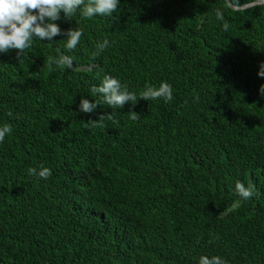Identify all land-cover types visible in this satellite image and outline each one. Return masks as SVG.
Wrapping results in <instances>:
<instances>
[{"label":"trees","instance_id":"trees-1","mask_svg":"<svg viewBox=\"0 0 264 264\" xmlns=\"http://www.w3.org/2000/svg\"><path fill=\"white\" fill-rule=\"evenodd\" d=\"M113 15L61 13L62 30L83 31L74 51L62 34L19 61L0 53V125L13 129L0 142V264H264V2L120 0ZM57 48L72 69L49 70ZM105 74L137 94L167 81L174 99L138 98L119 123L85 127L113 111L78 108ZM40 165L49 179L28 175ZM237 180L259 195L240 199Z\"/></svg>","mask_w":264,"mask_h":264},{"label":"clouds","instance_id":"clouds-1","mask_svg":"<svg viewBox=\"0 0 264 264\" xmlns=\"http://www.w3.org/2000/svg\"><path fill=\"white\" fill-rule=\"evenodd\" d=\"M119 6L120 0H0V53L15 50L19 61L24 53L32 47L34 39L52 42L55 37L62 34L67 37L63 45L64 49L68 52L74 51L80 43L83 31L79 27L69 28L66 31L62 30L56 23L61 19V13L66 20L75 18L79 13L80 17L84 19H91L99 15L110 17L115 22L119 17L113 14ZM215 15L217 20L223 22V30L227 32L229 24L223 13L217 9ZM111 46L112 42L107 38L98 41L91 54L92 58L96 59ZM56 51L58 56L47 58L49 70L53 71L56 68L62 71L72 69L74 57L65 55L60 48H57ZM258 75L264 77V61L260 62ZM90 92L92 96L98 97V99L93 102L81 96L78 105L80 112L92 113L99 105L109 106L113 111L100 115L98 119L85 121V127L88 128L106 127L103 123L105 120L119 123L115 119V110L123 108L129 102L134 106L138 102V98L146 101L163 100L166 104L174 99L173 87L167 81H161L158 86L145 84L143 90L137 94L135 91L129 90L127 84H122L119 78L109 74L103 76L99 85L91 86ZM259 93L264 98V84L259 86ZM198 100L199 94L197 93L194 102H198ZM8 115L12 116V112L9 111ZM128 115L132 121L140 119V114L136 111L130 110ZM12 131L11 124L0 125V142H3ZM26 171L29 176L44 180L49 179L52 175V170L43 165L29 167ZM233 191L242 200H248L259 195L252 181H249L245 186L244 183L237 180ZM215 238L218 239L219 237ZM197 264H229V262L217 255L209 257L201 254L197 259Z\"/></svg>","mask_w":264,"mask_h":264},{"label":"water","instance_id":"water-1","mask_svg":"<svg viewBox=\"0 0 264 264\" xmlns=\"http://www.w3.org/2000/svg\"><path fill=\"white\" fill-rule=\"evenodd\" d=\"M228 4L234 8H243V7H246V6H249V5H254V4H258V3H263L264 0H255V1H252L248 4H245V5H241V6H234L233 4H231L230 0H227Z\"/></svg>","mask_w":264,"mask_h":264}]
</instances>
